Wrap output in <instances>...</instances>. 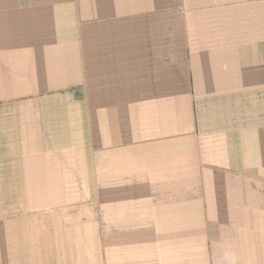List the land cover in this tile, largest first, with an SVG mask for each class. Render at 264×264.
Listing matches in <instances>:
<instances>
[{"label": "crops", "instance_id": "1", "mask_svg": "<svg viewBox=\"0 0 264 264\" xmlns=\"http://www.w3.org/2000/svg\"><path fill=\"white\" fill-rule=\"evenodd\" d=\"M0 264H264V0H0Z\"/></svg>", "mask_w": 264, "mask_h": 264}]
</instances>
